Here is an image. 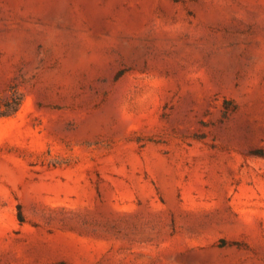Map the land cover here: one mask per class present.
Segmentation results:
<instances>
[{
	"label": "rangeland",
	"instance_id": "obj_1",
	"mask_svg": "<svg viewBox=\"0 0 264 264\" xmlns=\"http://www.w3.org/2000/svg\"><path fill=\"white\" fill-rule=\"evenodd\" d=\"M0 111V264H264V0H0Z\"/></svg>",
	"mask_w": 264,
	"mask_h": 264
},
{
	"label": "trees",
	"instance_id": "obj_2",
	"mask_svg": "<svg viewBox=\"0 0 264 264\" xmlns=\"http://www.w3.org/2000/svg\"><path fill=\"white\" fill-rule=\"evenodd\" d=\"M19 100V101H18ZM17 102L15 103V105H13V107H11L10 110H15L16 109V106H18V104H20V99H18ZM9 113H6V111H0V115H7Z\"/></svg>",
	"mask_w": 264,
	"mask_h": 264
}]
</instances>
